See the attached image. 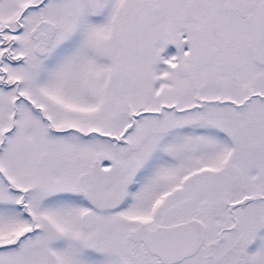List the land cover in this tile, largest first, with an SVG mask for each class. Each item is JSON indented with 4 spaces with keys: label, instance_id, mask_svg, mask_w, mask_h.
Masks as SVG:
<instances>
[{
    "label": "snow or ice",
    "instance_id": "6c2138e0",
    "mask_svg": "<svg viewBox=\"0 0 264 264\" xmlns=\"http://www.w3.org/2000/svg\"><path fill=\"white\" fill-rule=\"evenodd\" d=\"M0 264H264V0H0Z\"/></svg>",
    "mask_w": 264,
    "mask_h": 264
}]
</instances>
